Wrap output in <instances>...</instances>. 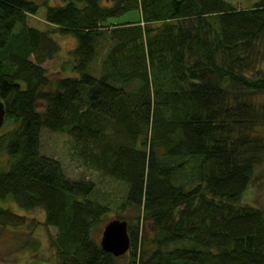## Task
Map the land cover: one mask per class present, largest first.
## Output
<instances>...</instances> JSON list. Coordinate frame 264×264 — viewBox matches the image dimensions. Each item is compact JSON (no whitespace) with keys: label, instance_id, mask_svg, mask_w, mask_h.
Listing matches in <instances>:
<instances>
[{"label":"trees","instance_id":"obj_1","mask_svg":"<svg viewBox=\"0 0 264 264\" xmlns=\"http://www.w3.org/2000/svg\"><path fill=\"white\" fill-rule=\"evenodd\" d=\"M39 7L0 0V95L16 123L0 135L12 157L0 199L44 208L50 264H264V206L246 200L264 162V0H64L47 5L49 29L29 22ZM51 32L77 39L69 73L42 65L58 51ZM47 127L126 184L129 252L102 246L112 204L42 152ZM23 218L0 205V223Z\"/></svg>","mask_w":264,"mask_h":264},{"label":"rangeland","instance_id":"obj_2","mask_svg":"<svg viewBox=\"0 0 264 264\" xmlns=\"http://www.w3.org/2000/svg\"><path fill=\"white\" fill-rule=\"evenodd\" d=\"M40 4L35 14L29 15L30 24L41 29H49L54 25L46 20V12L48 4L61 3L64 0H35ZM103 3L110 0H102ZM240 7H247L253 4L254 0H230ZM137 10L124 12L117 17L116 21H123L137 17ZM52 33V32H51ZM57 53L54 56L46 58L42 61V65L47 69L50 75L56 74L59 70L62 73H69L70 67L67 63L72 54V50L77 45V39L72 34H62L53 32ZM96 60L99 67L100 57ZM35 59V56L32 55ZM63 63H66L67 68ZM264 64V63H263ZM99 70V69H96ZM61 72V71H60ZM6 115V114H5ZM13 120H7L0 126V135L6 133L9 129L15 127ZM1 145V143H0ZM41 149L44 154L58 158L65 170V173L74 179H93L97 182L99 195H95L104 200L111 202V209L108 210L100 224L97 227L96 234L102 237L105 225L113 218L126 216L134 212L128 209L120 208L121 200L126 196V184L119 179L104 173L94 167L89 166L73 149V137L70 133L59 131L51 128H43ZM10 157L6 149L0 146V168L10 167ZM258 177L253 181V186L246 194V200L258 205L264 206V162L256 167ZM102 192V194H101ZM0 205L11 208L13 211L20 213L24 218L19 225L0 223V264H29L30 262L43 261L42 263L50 264L58 257L56 248L51 242V236L57 234V227L46 223V211L42 207L26 209L21 207L11 196L0 199ZM133 223H136V219ZM146 230L148 234H153V227L150 221L146 222ZM132 249V242H131ZM130 249V250H131ZM129 250V251H130ZM128 251V252H129ZM128 258L120 261V264H127ZM41 263V264H42Z\"/></svg>","mask_w":264,"mask_h":264},{"label":"water","instance_id":"obj_3","mask_svg":"<svg viewBox=\"0 0 264 264\" xmlns=\"http://www.w3.org/2000/svg\"><path fill=\"white\" fill-rule=\"evenodd\" d=\"M6 106L0 95V126L5 121ZM102 246L115 255L126 253L131 248L129 221L122 218H113L103 229Z\"/></svg>","mask_w":264,"mask_h":264}]
</instances>
